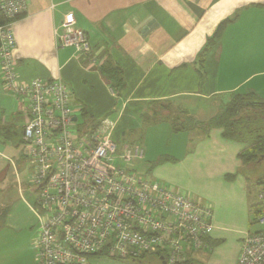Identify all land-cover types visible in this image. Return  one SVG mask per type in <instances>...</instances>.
I'll list each match as a JSON object with an SVG mask.
<instances>
[{
    "label": "crops",
    "instance_id": "0c3cea01",
    "mask_svg": "<svg viewBox=\"0 0 264 264\" xmlns=\"http://www.w3.org/2000/svg\"><path fill=\"white\" fill-rule=\"evenodd\" d=\"M24 1L9 25L19 79H60L71 92L73 118L86 123L112 118L111 137L121 147L139 145L145 154L148 133L161 127L174 138L183 136L182 153L170 155L175 162L150 168L161 153L148 154L145 164L134 160L127 168H143L150 180L210 206L208 246L186 260L236 264L245 235L261 229L252 225L263 186L244 175L238 156L246 144L223 139L218 127L174 134L169 123H153L150 103L168 101L172 110L184 108L199 121L214 116L235 93L251 94L262 104L264 0ZM67 15L87 33L90 52L59 45ZM25 119V102L7 91L0 77V123L16 130ZM20 151V145L0 137V212L5 211L0 221L8 229L37 221L38 192ZM252 182L256 188H250ZM23 210L32 218L24 219ZM231 227L236 231L230 233Z\"/></svg>",
    "mask_w": 264,
    "mask_h": 264
},
{
    "label": "built area",
    "instance_id": "2783aa9c",
    "mask_svg": "<svg viewBox=\"0 0 264 264\" xmlns=\"http://www.w3.org/2000/svg\"><path fill=\"white\" fill-rule=\"evenodd\" d=\"M0 8L11 19L25 1L3 0ZM10 23L0 26V77L26 104L24 154L34 165L32 179L43 207L37 215V264H89L90 255L103 251L109 258L160 254L162 263L181 264L187 251L207 248L213 229L209 206L119 168V159L127 161L139 151L117 154L114 120L106 117L93 132L81 134L60 79H19ZM60 27L59 45L91 51L87 33L71 15ZM258 198L256 222L262 228L245 235L236 264H264V188Z\"/></svg>",
    "mask_w": 264,
    "mask_h": 264
},
{
    "label": "trees",
    "instance_id": "16d2710c",
    "mask_svg": "<svg viewBox=\"0 0 264 264\" xmlns=\"http://www.w3.org/2000/svg\"><path fill=\"white\" fill-rule=\"evenodd\" d=\"M21 14H16L13 18L9 19L5 16L2 9L0 8V26L4 25L6 23H10L16 18H18ZM216 36V35H215ZM212 42L209 43V45ZM69 90V89H68ZM70 92V91H69ZM11 94V93H10ZM12 95V94H11ZM71 95V92H70ZM14 96V95H13ZM16 97V96H15ZM256 100L254 96L251 94H241V93H235L232 95L231 99L226 102L222 108L211 118L208 120H195L192 116H190L186 109L184 108H177V110H172L171 103L168 101H154L150 103V107L152 109V121L155 124L167 122L171 126V131L174 134H178L184 131H188L193 128H199L203 131H208L211 128H221V137L225 140H233L240 143L246 144L245 147L239 152L238 156L242 160L243 165L245 166V169H243L244 175L249 178V176L254 173L256 175L255 181L262 185L264 183V102L260 106H254L249 105L248 103L250 101ZM71 101V98H70ZM70 101H69V107H70ZM264 101V100H263ZM71 109V107H70ZM72 111V110H71ZM105 117H102L98 121H90V127L88 132H93L98 125L100 124V121ZM110 118V117H108ZM112 119V118H110ZM113 120V119H112ZM115 121V120H114ZM3 122V121H0ZM26 122V119L24 123ZM88 122V121H87ZM24 123L21 127H19L16 130H12L11 127L5 126L4 124L0 123V137H5L6 139L10 140L11 143L15 145H20L21 147V156L27 161V163L30 165L32 170V176L34 174V165L29 161V159L24 154V148H25V142L23 140V128ZM85 120H78L74 121L75 129L80 132L81 129L84 128V125H86ZM116 145V152L117 154H122L125 149H129L130 151L137 150L139 151V154L136 156H132L129 160L124 161L122 159H119V168H121L123 171H126L128 174H131L136 177L143 178L148 181L150 180L148 175L149 172L147 171L144 174H137L134 170H130L127 168V164L134 161V160H142L144 159V150L139 145L130 147L128 145L125 146H119L116 141V139L112 138ZM177 159L166 154V155H159L154 161L149 163V167L153 168L156 165H160L167 162H175ZM120 161L124 163V165H121ZM10 164V163H9ZM262 164V167H258V165ZM250 169V170H249ZM7 172V169L5 170V173ZM157 182V181H155ZM34 183V182H33ZM159 183V182H157ZM160 184V183H159ZM37 192L39 187L34 183ZM162 185V184H160ZM165 186V185H163ZM169 187V186H166ZM173 190V188H171ZM175 191V190H173ZM179 192V191H176ZM182 193V192H179ZM184 194V193H183ZM185 195V194H184ZM188 196V195H186ZM189 197V196H188ZM38 198V197H37ZM191 198V197H190ZM194 202L199 203L198 201L191 198ZM201 204V203H199ZM205 205V204H201ZM208 206V205H207ZM210 208V206H209ZM36 212L37 215L41 214L43 212V207L36 201ZM211 211V217L210 222L212 218V210ZM260 211V202L258 204H255L253 206V213L255 215H258ZM5 211L1 210L0 212V220L4 218ZM38 220V216H37ZM39 226V221H38ZM38 236V232H37ZM209 238V237H208ZM37 239V237H36ZM35 239V241H36ZM34 241V244H35ZM36 248V246H35ZM189 250L186 253L191 254L194 251L201 250ZM204 249V248H203ZM37 253V248H36ZM106 252L103 251L101 253H98L96 255H90L89 257L92 258H103L106 257ZM151 258H157L156 260L162 264L160 260V254H143L139 258H115V259H122V260H130L132 262H136L138 264H149L152 259ZM154 261V260H153ZM149 262V263H147ZM37 263V258H36ZM181 264H191L190 260H186L185 262Z\"/></svg>",
    "mask_w": 264,
    "mask_h": 264
},
{
    "label": "rangeland",
    "instance_id": "374dc122",
    "mask_svg": "<svg viewBox=\"0 0 264 264\" xmlns=\"http://www.w3.org/2000/svg\"><path fill=\"white\" fill-rule=\"evenodd\" d=\"M89 123L84 125V128L81 129L80 133L82 134L84 131H88ZM75 128V126H74ZM165 128V127H164ZM146 134V131H145ZM148 147L145 150L144 159L139 160L145 164V160L148 159V154L152 157H155L157 153H161L158 155H172L178 156L182 153V147L184 142V137L179 135H169L168 129L160 128V131L148 133ZM176 139V140H175ZM1 145H3L1 143ZM167 162V161H166ZM262 164L258 165V167H262ZM12 169L10 170V173ZM137 174H144L145 170L142 168L139 170H134ZM256 175L252 174L250 180L255 179ZM264 185V183L262 184ZM259 187L261 185L259 184ZM250 188H256L254 182L251 183ZM181 192V191H180ZM185 195L193 198L191 194L187 192H182ZM252 196L254 192L251 193ZM24 219H30L31 214L25 212L23 210ZM252 229L254 228H262L256 221L252 225ZM8 229L5 226V222L0 221V264H37L36 263V248L34 241L37 237L38 232V220L34 219V223L32 222L28 227L20 229ZM236 231V227H231L230 233ZM14 239V240H13ZM242 245V243H241ZM240 245V246H241ZM196 252L194 253V255ZM191 253L189 256H192ZM152 261L149 264H161L157 260V258H151ZM157 259V260H156ZM154 260V261H153ZM89 264H138L136 262H132L130 260H122V259H115L109 257L103 258H92V263L89 261Z\"/></svg>",
    "mask_w": 264,
    "mask_h": 264
},
{
    "label": "water",
    "instance_id": "95a60500",
    "mask_svg": "<svg viewBox=\"0 0 264 264\" xmlns=\"http://www.w3.org/2000/svg\"><path fill=\"white\" fill-rule=\"evenodd\" d=\"M248 104L249 105H255V106H260L261 105L260 102H258V101H251ZM73 120H75V118H73ZM162 264H165V262H163Z\"/></svg>",
    "mask_w": 264,
    "mask_h": 264
}]
</instances>
